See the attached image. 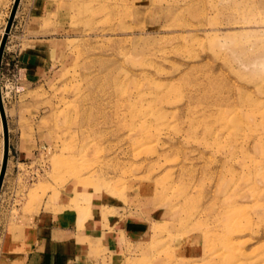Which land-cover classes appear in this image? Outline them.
I'll return each mask as SVG.
<instances>
[{
  "label": "rangeland",
  "instance_id": "rangeland-1",
  "mask_svg": "<svg viewBox=\"0 0 264 264\" xmlns=\"http://www.w3.org/2000/svg\"><path fill=\"white\" fill-rule=\"evenodd\" d=\"M29 2L1 63L21 148L7 216L65 215L77 264H264V0H51L24 18ZM32 33L56 55L26 85L11 48Z\"/></svg>",
  "mask_w": 264,
  "mask_h": 264
},
{
  "label": "crops",
  "instance_id": "crops-1",
  "mask_svg": "<svg viewBox=\"0 0 264 264\" xmlns=\"http://www.w3.org/2000/svg\"><path fill=\"white\" fill-rule=\"evenodd\" d=\"M50 4L51 0H30L24 18H46ZM2 27L0 18V37ZM11 32L12 29L7 39L12 38ZM15 38L19 39L20 46L11 49L18 55L17 72L21 82L31 85L45 78L51 71L56 55L53 42L49 37H41L34 33L24 37L22 34L15 35ZM8 43L9 41L6 42L4 54L7 53ZM0 75L2 80V71ZM19 148V143L9 137L8 162L13 153H18ZM4 183L5 177L0 192V219L3 227L0 233V264H77V258L83 255L84 247L74 241L76 236L73 235L74 230L66 226V216L52 218L45 214L28 217L7 216V209L2 206ZM10 232L15 235L20 233L18 243L10 244L11 249L3 250V247H8V242L14 240L10 238L12 236Z\"/></svg>",
  "mask_w": 264,
  "mask_h": 264
},
{
  "label": "water",
  "instance_id": "water-1",
  "mask_svg": "<svg viewBox=\"0 0 264 264\" xmlns=\"http://www.w3.org/2000/svg\"><path fill=\"white\" fill-rule=\"evenodd\" d=\"M19 0H14L9 16L7 18V23L4 28V32L2 34L1 40H0V72H1V63H2V57L4 53V47L7 41V36L10 32L13 19L15 16V12L18 6ZM0 117H1V122H2V127H3V159H2V164H1V169H0V189H1V184L3 181V177L5 174L6 166H7V159H8V154H9V134H8V128H7V119L5 115V110L1 98V90H0Z\"/></svg>",
  "mask_w": 264,
  "mask_h": 264
},
{
  "label": "bare ground",
  "instance_id": "bare-ground-1",
  "mask_svg": "<svg viewBox=\"0 0 264 264\" xmlns=\"http://www.w3.org/2000/svg\"><path fill=\"white\" fill-rule=\"evenodd\" d=\"M14 1V0H13ZM13 1H12V4H13ZM20 1V0H19ZM19 4V3H18ZM11 7H12V5H11ZM18 7V6H17ZM10 10H11V8H10ZM10 10H9V13H10ZM17 10V9H16ZM16 13V12H15ZM9 16V15H8ZM7 23V22H6ZM6 25V24H5ZM3 32H4V29H3ZM3 32H2V34H3ZM2 37V36H1ZM0 40H1V38H0ZM1 82V81H0ZM0 90H1V85H0ZM1 98H2V94H1ZM5 109V108H4ZM2 124V123H1ZM1 128H2V135H3V127H2V125L0 126ZM7 128H8V126H7ZM2 139V142H1V144H2V149H1V155H0V169H1V164H2V159H3V145H4V142H3V137L1 138ZM7 161H8V159H7ZM5 175V174H4ZM261 175H262V180H264V172H261ZM81 179V178H80ZM79 179V180H80ZM3 180H4V177H3ZM2 184H3V181H2ZM2 184H1V187H2ZM0 191H1V189H0ZM238 213V212H237ZM242 213V212H241ZM244 213H242V215H243ZM226 216L228 217V222H229V224H230V222L231 221H233L234 222V215L232 214V212L231 213H228V214H226ZM230 240H228L227 238H226V243H224V244H227V246H229L230 248L232 247V244H231V242H229ZM207 244H208V242H207ZM215 246V247H214ZM221 248H223V244L221 243L220 245H219V243H217V245H213V248H211V249H208L207 251H205V254L207 255V256H217V258H219V257H221V254H222V252L220 253H218V251L219 250H222ZM230 250V249H229ZM218 254V255H217ZM239 252L236 254V255H230V254H228L224 259H225V261H226V264H233V263H238L239 261H240V259H241V256H239ZM220 263V262H219ZM218 264V263H217Z\"/></svg>",
  "mask_w": 264,
  "mask_h": 264
}]
</instances>
